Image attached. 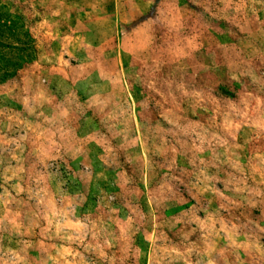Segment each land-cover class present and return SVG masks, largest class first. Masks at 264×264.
Returning <instances> with one entry per match:
<instances>
[{"label":"rangeland","instance_id":"obj_1","mask_svg":"<svg viewBox=\"0 0 264 264\" xmlns=\"http://www.w3.org/2000/svg\"><path fill=\"white\" fill-rule=\"evenodd\" d=\"M0 6V264H264V0Z\"/></svg>","mask_w":264,"mask_h":264},{"label":"trees","instance_id":"obj_2","mask_svg":"<svg viewBox=\"0 0 264 264\" xmlns=\"http://www.w3.org/2000/svg\"><path fill=\"white\" fill-rule=\"evenodd\" d=\"M14 23L17 26L21 27L22 31V37L18 39V41H15L16 46L18 48L11 46V41L15 40L14 39ZM0 40H3L6 42V46L4 48L7 49V52L1 57L2 60L4 61H11L13 60L15 62H19L20 65L24 63L23 59H20V55H26L29 56L31 55V50H32V45H31V37L29 36V33L23 28L22 24L19 23V20L16 19L15 16H11L9 13L5 12L4 7L0 6ZM20 40V41H19ZM3 51L0 52V55H2ZM16 56L18 55V58H14L13 55ZM17 70V67L9 64H6L5 67L2 69V75L0 76L1 79H7L11 77L14 72Z\"/></svg>","mask_w":264,"mask_h":264}]
</instances>
